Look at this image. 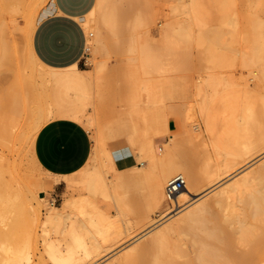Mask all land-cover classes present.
I'll return each instance as SVG.
<instances>
[{
	"label": "bare ground",
	"instance_id": "6f19581e",
	"mask_svg": "<svg viewBox=\"0 0 264 264\" xmlns=\"http://www.w3.org/2000/svg\"><path fill=\"white\" fill-rule=\"evenodd\" d=\"M98 1L101 2V0ZM188 1L190 2L189 5L187 4L188 6H186L188 7V10H184V12H188L189 14H186L190 18L187 25L185 23L184 26H188L190 24L189 26L191 31L193 28L198 26L199 28H197L199 29V32H197L196 29L194 33L199 34L195 37L193 31L192 33L191 31L189 32V30L186 31L189 27H187V29L186 27H183V22L185 20H182V23L179 22L180 24H176L178 25V28L175 27L176 25L174 28L173 25L168 22V25L170 24L173 27V30H167L168 25L165 30L162 29L165 32V39L167 40L165 41V48L167 44L169 42L171 43L173 40L175 42L173 41L171 45L179 42L178 39L180 38L176 39L174 36L175 33H179V35L184 33L185 35L182 34L183 37L187 38L186 36H188V39L195 37L199 41L198 45L203 44L205 46L206 53L213 56L211 57L213 60L210 58V61L215 62V60L218 59L219 56L217 57L218 53L216 52L219 50L222 51V53L224 52V57H226L225 60L230 56L234 58L236 64L240 65L242 68L249 67L253 64L260 65L261 62L264 63V0H240L239 3L236 2L237 0ZM41 2H43V0H0V51L4 53L1 54L0 52L2 55L1 59L4 60L6 58V60H15L12 59V56L16 55L17 45L13 43V41H10V38L8 39L7 35L10 21L13 20L16 14H23L27 18V20L25 19L27 21L25 24H28L27 34H30L27 36H31L32 38L36 28L34 16L36 14L37 7L42 5ZM147 2L148 0H128L129 5L126 4V7H122L121 11H119L120 14H117L116 12L119 10L117 8L118 6L116 7L117 10H112L113 12L110 13L108 11L109 14H105V12H103V20H101L103 23L101 24V27L99 24L98 28H100H97V32L103 37V40H105L108 29V27H106L108 20L111 21L112 18L114 19L116 14L118 15L117 18H121L122 21H124V16H128L129 14L132 16L134 14L133 16L136 20L134 21V24H131L133 25L131 28L134 27L133 30H135L136 25H141L140 23L144 21L145 17L142 15V13H144L143 6L146 7ZM54 3L52 1L45 9H43L40 14L39 21L54 10ZM111 9L112 8L107 10ZM130 15L129 17H131ZM212 16H214V20L209 22L208 18H211ZM78 18L81 20L85 19L83 15ZM190 19L193 24L197 26L193 27L194 25L191 24ZM13 21H15V19ZM129 26L130 25H128V27ZM179 30L184 31L179 32ZM167 31L174 33V35L172 34L167 37ZM122 34L124 33L122 32ZM179 35L176 36L179 37ZM100 36H98V38ZM168 39L172 41L169 40L168 42ZM169 44L168 46H170ZM151 45H149V47ZM142 46L143 44L141 47ZM32 48V45H30L27 55L30 56V59H34L36 63L39 62V65L41 61L38 59ZM144 49L147 51L149 50V53L150 51L153 52V54H149L145 51L144 55H146V57L147 55H150L147 60L148 67H155V62H157L156 55H158V52L155 51L156 48L153 50L146 46ZM146 57L142 60L146 61ZM224 57L222 58L223 60ZM8 63L10 62L8 61ZM158 63L159 62H157L156 68ZM40 65H43V67L45 66L42 63ZM45 67L50 71L45 74L43 73L45 76L41 73L39 78L41 79V77H43L42 80L44 82L46 81L56 86L55 91L51 95V100L48 99L47 102H40V99L29 91L30 88L28 86L29 90L27 89L25 86L27 83H23V81L26 82V80L23 79H25L26 76L27 78L29 76L25 74H22L19 76L20 79H17L18 81L21 80L19 81L20 83L16 84L17 81L15 80L16 82H13V86H9L0 92V147H2V149H9L8 152L10 151L16 155L14 157L11 153L13 155L11 157H14L11 160H9V157L6 158L7 155H0V162H5V164L3 162L1 164L4 165V168L6 166L7 169H5V173H8L7 179L8 182L10 181V183H7L4 179L5 181L2 180V183L0 180V217L3 216L2 213L4 212L3 208L5 206L4 202L6 201L8 203L9 200L11 202V199L8 200L7 198L12 196H14V199L18 196L16 199L19 198L22 201V205L31 212V215H34V219L36 216L37 220L40 214L38 207H33V204H30L32 200L31 195L29 203V199H24L25 193L26 191L28 192V190L32 191L30 192L31 194L34 193L35 195H39V193L35 191L33 186H29L31 185L29 184L30 180L25 179L27 168H25L26 165H24L23 162L27 158L25 160L22 158L16 159V157L20 156V152L23 153V151H20L22 148L19 147V144H23V141L26 138L28 142V138H30V136L33 137L31 138L33 140L31 145L34 144L39 130L46 123L57 118L72 119L83 125L93 124L92 121L94 118L88 112V106L92 103L91 90H93L92 88L95 86L94 83L97 82H95V77L98 79V75L94 76L90 73V70L82 69L76 64L63 68H57L49 65ZM150 69L154 70L153 67ZM20 70H22L21 67L18 68V71ZM251 72H256V70L251 69L249 73ZM206 79V83H209H207V85L209 87L212 85L216 89L214 92L211 91L213 95L211 94L210 97L213 99V96H215V100L218 96L220 97L219 99L217 98V102L212 99L209 100L208 98L210 97H208L207 101L205 100L200 106V112L204 113L206 118V136L203 135V137H201L198 133L190 136L191 140L194 139V142L196 141L195 138L198 140V136L200 139L202 138L200 143L204 144L203 147H205L203 148L204 158L202 160L205 161L201 160L200 162L205 163L200 167L198 166V171L189 167L188 168L191 170L185 168V170H187L186 172H184L185 170L181 171V173L183 172L182 178L184 180H186L184 175L185 173H187V179L189 178L187 188H190L191 191L197 187H199L197 190L202 189L199 192L195 190V192L191 193V195L194 196L190 197L189 194L188 196L190 199L187 198L185 203L181 204L178 202L181 205L173 210L174 214L170 216L171 213H169L168 215L171 218L175 217L172 221L165 224L163 223L165 216L163 217L164 220L160 222L161 219L154 220L152 218V214L150 213L148 214L147 220V216L145 217V220L148 221L146 227L132 236L130 233L129 235H126V233V236H124L119 232V234H117L120 239L117 240V236L114 234V231L111 233V226L115 220L107 216L105 217V214L96 197L101 196L105 199H110L114 196L115 201L117 202L116 199H118L119 202V195L122 196V194H119V186L116 182H109V180L106 181L105 177L102 176L103 171H101V168V172H99V170L92 169L90 168L91 166L89 167L91 164H89L91 160L90 157L86 164L77 171L81 173L80 179L66 181V196L60 205H55L53 201H48L46 196L40 195L41 199L43 201L45 200L47 205L46 217L43 222V229L45 230L43 231L46 233V235H44V238L46 237L44 241L47 242L46 240L50 239L48 242H51L48 245L46 244L48 247L46 246L45 249L49 248V252L52 251L48 253V255L51 256L50 258L55 264H96L99 261H104L117 251L120 253L119 250L124 248L122 247L120 249L124 242L120 244H118V242L123 240V238L126 239V242L128 240L130 242V239L133 238H141V236H146L147 233L152 232L153 228L161 224H165V227H162V229L156 232L144 244L133 248L132 246L125 247L128 249L124 250L126 251L123 255L124 258L120 256L123 259L120 257L117 259H121L123 263H120V260H113V263L111 261L109 264H114V262L117 264H136L138 262L139 264H264V161L258 167L244 172L245 169L247 170L250 167L249 163L257 160L259 161V159L264 156V96L261 105L254 99H246L243 93V88L244 85L247 84L243 81V79L241 84L239 80L234 77V75H231L229 81L225 80L227 83H224L219 79H217V81L215 76L213 78L212 76L211 78L206 77ZM42 80L41 82H43ZM262 80L264 82V68H262ZM44 82L43 84H45ZM220 83L223 85L222 89H220L221 92L220 90L217 91ZM96 84L99 86V83ZM198 85L199 86H197V88L201 86V83ZM241 85L243 88H240ZM235 86L239 88L236 89ZM50 90L52 91V89ZM92 93L94 94L96 91H92ZM47 98H50V96ZM221 99L223 100L221 101ZM199 105L200 104H198V106ZM170 138L172 139V136ZM171 139L163 142V148L161 147L157 149L158 144L152 137L150 139L152 141H147L148 144L142 149L143 151L141 150V153L137 155L139 156L138 158L147 157L148 164L146 167L143 168L142 166L136 165V167L140 169L142 168L143 171L145 170V179L149 181L153 179L155 180L160 174L161 169L162 171H165L163 170L164 167L168 168L169 171L166 169L165 173H169V175L170 171H173V167L172 165L170 166V164L172 163V158H175L178 154V152L175 151L180 144L179 140H176L175 137H173V141ZM200 139L198 141H200ZM103 150L105 152L104 155L111 160V150L106 148V146L103 147ZM175 153V156L172 155ZM32 156L30 154V157L32 158L29 159L30 162L32 160L35 164L40 165L35 154ZM170 158L171 161L169 160ZM165 163L169 164V167ZM158 164L166 166L160 167ZM155 165L156 167L157 165L160 167V172H158L159 170L157 169L159 174L155 172L157 176H155L156 174L153 172V169H155L153 166ZM192 166L193 165H191V167ZM246 166L249 167L247 168ZM3 167L0 168V172ZM45 171L51 176L64 177L61 175H55L48 170ZM242 172L243 174L239 176ZM165 173L161 172V177L165 176L163 175ZM139 174L142 173L139 172ZM169 175L166 174L168 179ZM181 175L179 174V176ZM153 176L156 178H153ZM164 178L165 177H163V179ZM167 178H165V180H167L169 184L171 179L169 181ZM58 181L59 180H52V187L57 185ZM7 184H11V190L7 188ZM21 184L26 186L27 190L25 187H22L23 189H21ZM42 186L46 191L44 183ZM183 190L185 192L186 187H183L182 191ZM211 190H213V195L211 194L212 196L208 200H199L201 202L198 203L197 201L194 207L190 209L186 208L187 206H190L191 201L197 200L195 199L196 196L204 192L209 193ZM184 192L181 193L180 191L174 197H180ZM33 198H35V196H33ZM182 198L180 197V199ZM153 199V203H157L158 197L156 196ZM16 202H18V200H16ZM149 202L152 203V201ZM14 205L15 204H13V207ZM185 208L188 210L183 212ZM151 210L153 209L151 208ZM180 211L183 212V214ZM179 212L181 215H179ZM91 225L95 227V232H93L94 229L91 228L93 227ZM4 227L6 228L7 226ZM6 230H9V232ZM11 230L8 229V227L7 229L2 228V224H0V249L13 244L15 247L14 260L16 261V264H48L43 254L37 256V254L34 253L32 245L26 243H23L25 246L20 244L17 245L15 243L17 240L14 239L15 237H13L12 240L14 243H11L10 241L8 242V240H11L9 238L13 234ZM52 233L54 235L56 234V238L53 236L55 239H52L50 236ZM14 234L13 236H15ZM112 234L115 236H112ZM98 235L103 241L98 240ZM122 235L124 236L123 238ZM127 237H129L128 240ZM52 240H54L53 242L57 240L58 243L55 242L53 244ZM63 240H65L64 243L66 242V250L62 249L64 246L60 245ZM185 240H189V242H191L190 250H187L184 246H182L185 244V242H183ZM35 242L37 243V241ZM187 247L189 248V246ZM147 257L150 259H147Z\"/></svg>",
	"mask_w": 264,
	"mask_h": 264
},
{
	"label": "rangeland",
	"instance_id": "374dc122",
	"mask_svg": "<svg viewBox=\"0 0 264 264\" xmlns=\"http://www.w3.org/2000/svg\"><path fill=\"white\" fill-rule=\"evenodd\" d=\"M52 1L53 0H45V1L43 0V2H41L42 5L37 7V11L34 16L35 17L34 23L36 25V28L39 22L41 12ZM236 2L239 3L240 0H237ZM95 3L96 4H94L91 10H89V12L83 15L85 17L84 20H81L78 18L84 27V30L87 35V41H88V46H87V49L85 50L84 58L78 64V66L82 69L90 70V73L93 74L94 76L98 75V79L97 77H95V82L97 81L96 83H99V86H100L99 87L96 83H94L96 87L93 85L95 88L93 87L92 88L93 90H91V102L92 103L88 106V112L94 118L92 121L93 124L91 125L84 124L83 126L87 128V130L89 131L91 135V139H92V151L90 154L91 160L89 162V164L90 163L91 164L89 165V167L91 166L90 168L99 170V172L103 171L102 173L104 175L102 174V176L105 177L106 181L109 180V182L110 181L116 182L119 186V191H120L119 194H122V196L119 195V198H120L119 202H118V199H116L117 202L115 201L114 196L113 198L110 196L111 200L109 198L105 199L101 196L96 197L101 209L103 210L105 214V217L107 216L115 220V222H113V225L111 226V230H112L111 233L114 231V234L117 236V240H118L120 239V237L118 238L119 232L122 233L124 236L129 235V233L132 236L136 234L137 232H139L140 230H142L144 227H146L147 222H148L146 220L148 219V214L150 213L152 214V218L154 220L161 219L160 220L161 222L162 220L165 219L163 222L165 224L172 221V219L175 218V217H172V218L170 217L172 214H174L173 210L177 208L178 206H180L182 203H185L186 202L185 200H187V198L190 199L191 196H194V195H191V193L195 192V190L199 188L197 187L193 189V191H191L190 188H187V185H188L187 182H189L188 180L189 178L187 179V176H186L187 173H185L184 175L186 177L185 178L186 180H184L185 181L184 187H186V191L184 192V190L182 191L181 189L180 190L181 193L184 192L185 194L183 193L184 195L183 194L181 195L180 193L181 196L179 195L181 198L182 197L183 198L182 199H180V197L169 198L168 193H167L168 182L167 180H165V178H167L166 174L169 175V173H165L166 169L167 171L169 170L168 168L164 167L166 165L167 166L169 165L167 163H165L166 165L164 166L158 164L160 167L161 166L164 167L163 170L165 171H162L161 169V172L165 173L163 174L165 176L161 177L162 174L160 172V167L157 165L158 167L157 168L155 165L153 167L156 170L153 168L152 169L154 170L153 171L154 174H156L155 172L159 170L158 172H160V174L157 172V174H159L158 177L157 178L155 177L157 176L156 174L155 176H153V178L154 177L156 178L155 180L153 179L149 181L145 179L146 178V175H145L146 173L144 174L145 170L143 171L142 168L140 169L136 167V165L142 166L143 168L146 167L148 164L147 157L138 158L139 156L137 155L141 153V150L148 144L149 141H152L150 139L153 137V140H156L158 144L157 149L161 147L163 148L164 147L163 142L168 140L171 136H172V139L171 138L170 139L172 141H173V137H175L176 140H179L180 145L177 148L178 151L177 150L175 151V152H178V154L177 155L176 153L172 154L174 156L176 155L175 158L174 157L172 158L173 159L172 161H171V158L169 159L172 162L170 166L172 165L173 167V168L171 167L173 171L170 169L172 172L170 171V175L168 176L169 179L167 178L169 181L170 179L172 181L174 178L183 177V172L181 173V171H184L185 168L186 169L192 168L193 170L195 169V171L196 170L198 171L199 167L205 163V162H200L204 158L203 148L205 147H203L204 144L200 143L202 138L200 139L199 136L200 135L201 137H203V135L206 136V133H207L205 114L200 112V106L204 103L205 100L207 101V98L210 97L211 94L213 95L212 92L216 91V89L212 85H210V87L207 85L208 82L206 83V80H207L206 77L211 78L212 76L213 78L215 76L216 80L219 79L220 81L227 83L226 81L230 80L229 78L231 77V75H234V77L237 80H239L241 84H242V79H243V81L247 85H244V88L241 85L240 88L244 89L243 93H244L245 98L254 99L258 104L261 105L263 102V96H264V82L262 80V68H264V63L261 62L260 65L253 64V65H250L249 67L242 68L240 65H237L235 59L230 56L228 57L229 59L227 58L225 60L226 57H224L225 56L224 52L222 53V51H219V50L216 52L218 53L217 57L219 56L218 59L214 57L217 60L214 59L215 62L210 61L211 59L213 60V58H211L213 56H210V54L206 53L205 46L203 44L198 45L199 41L195 37L199 33L196 34L194 33V31L197 29L196 31L199 32V29H198L199 27L193 24L191 19H190L191 24L194 25L192 26L198 27V28L195 27L192 30L193 33L195 34V37H193L192 39L190 38L188 39V36H186L187 38L183 37V35H185L184 33H182L183 35L180 34L181 35L180 36L179 33L178 34L175 33L174 35V33L167 31L168 32L167 37L173 34L176 37V39L178 38L180 39H178L179 40L178 43L177 42L173 43L174 45H171V43L174 40L172 41L168 39V42L169 40L172 42L171 43L169 42L170 44L169 43L168 44L170 46H168L167 44L168 47L166 46L165 48V41L167 40L165 39L166 35L164 34L165 33L164 30L166 29L168 22L174 27L176 24H180L179 22L182 23L185 20L183 22L184 23L183 27H186V29L187 27H189L186 31L188 30L189 32L191 31L189 23H188L189 24L188 26H184L185 23L187 25V22L190 18L186 14L188 12H184V10L186 11L188 10V7H186L190 3L188 0H148L146 7L143 6L144 13H142V15L143 17H145L144 21L140 23L141 25L137 24L135 30H133L134 27L131 28L133 26L131 24H134V21L136 20L134 19V16H133L134 14L132 15L133 17L129 14L132 18L129 17V15L124 16L123 17L124 21H122L121 18L120 19L117 18L118 17L117 14H120L119 11H121L122 7H126V4H128V0H101V2L96 0ZM106 5H107V8H106ZM116 7L119 10H117ZM110 8L112 9L107 10ZM112 10H117L116 11L117 14L115 15L114 19L112 18L111 21L108 20V23L106 21L107 26L106 25L105 26L108 27L107 34L108 33L109 34L108 35L106 34L105 36L106 39L104 38L105 40H103V37L100 36V34L97 32L98 31L97 28L99 24L101 27V24L103 23L101 21L103 20V16H102L103 12H105V14L107 13L109 14V12L110 13L113 12ZM14 19L15 21H13ZM25 19L27 20V18L23 14H16L13 20L10 21L9 31L7 35H8V39L10 38L9 40L13 41V43L17 45V51H16V55H13L14 57L12 56V59H15V60H8V59L6 60V58L4 60L1 59L2 58L1 54L3 52L0 51L1 52L0 54V88H1L0 92H2L5 88L9 86H13V82L15 80L17 81V82L15 81L16 84L20 83L19 81L21 80L18 81L17 79H20L19 76H21L22 74H25L29 76L28 78L26 76L28 80L26 78L23 79V80H26V82L23 81V83L28 84L30 82L28 85L27 84L25 85L26 87L28 86L30 88V90L28 87L27 89L32 94L37 96V98L40 99L39 100L40 102H44V101L47 102L48 99L51 100V95L55 91L56 86L46 81L44 82L42 80L43 77H41V79L39 78V75L41 73L43 75V73L45 74L50 71L48 70V68L45 67V66H48V64L44 63L42 60L38 58L41 61V63L44 64L45 66L43 67V65H40L41 63L38 65L39 62L36 63L34 59L33 60L32 58L30 59V56L27 55V52L29 51L28 48L30 47V45H32L33 47V36L32 38L31 36H27L30 34H27L28 24H25L27 22ZM213 20H214V16H212L211 18H208L209 22H212ZM170 24L168 25L169 27L167 26V30H173V27ZM128 25L130 26L128 27ZM175 27L178 28V25H176ZM180 31H184V30H179V32ZM122 32L124 34H122ZM176 35H179V37H177ZM98 36L100 37L98 38ZM101 39L103 42L101 41ZM163 43H164V47H163ZM142 44L143 46L141 47ZM148 44L151 45L150 46L151 48L149 47ZM146 46H148L149 49H153V50L154 48H156L155 51L158 52V55H156L157 56L156 60L157 62H159L158 66L156 68L157 62H155V67L152 66L155 71L150 69L152 67L149 68L147 65V60L150 57V55H147V57L146 55H144L145 51H147L146 49H144ZM147 53H149V50L147 51ZM151 53L153 54L152 51H150L149 54ZM144 57H146V61L142 60ZM223 57H224V60L222 59ZM4 61H7V62H4ZM8 61L10 63H8ZM19 67H21L23 71L22 70L18 71ZM251 69L256 70V72L249 73ZM223 74H226V75H223ZM41 80L45 84H43ZM200 83H201V86L197 88V86H199L198 84ZM220 85H218L217 91L222 89L223 87L222 83H220ZM238 88L236 87V89ZM50 89H52V91ZM92 91L93 92L96 91V93L93 94ZM92 94H93V98H92ZM49 96L50 98H47ZM214 97L215 96H213V99L212 97L208 99L209 100L212 99L214 101L215 100ZM219 97L220 96H218L217 98L219 99ZM222 100L223 99H221V101ZM198 104L200 105L198 106ZM197 133L199 134L197 138L198 140L200 139V141H198L195 138L196 141L194 142V139H192L193 140L192 141L190 136L197 134ZM31 138L33 137L30 136V138H28V142L26 138L24 139L23 144L22 143L19 144L20 145L19 147L22 148L20 149V151H23L24 154L20 152L21 153L20 156L16 157V159L22 158L25 160L27 158L25 161L23 160L24 165H26V167L25 166L24 167L27 168L25 179L30 180L29 184L31 185L29 186L30 187L33 186V188L35 189L36 192L39 193V195L38 194L35 195L34 193L31 194L30 192L32 191L28 190L29 193L26 191L27 194L25 193V196L24 194L23 196H24V199L26 200L32 196L31 197L32 200L30 204L31 205L33 204L32 205L33 207L34 206L36 208L38 207V209L40 210V214L37 220H36V216L34 219L33 217L34 215H31V212L22 205L23 204L22 201L19 198L16 199L18 196L17 197L15 196L16 197L15 199L13 198L14 196H12V197L7 198L8 200L11 199V202L10 200L8 201V203L10 202L9 204L11 205H9L6 201L4 202L5 204L3 208L4 212L2 213L3 216L0 217V219H2L0 220L1 222L0 224H2V228L7 229L8 227V229L10 230L12 229L11 231L13 232V234L15 233L14 234L15 236H13V234L12 236L10 235L11 237L9 239L11 240H8V242L10 241L11 243H14L12 242V240H13V237H15L14 239L17 240V242L15 241L17 245L19 244L24 245L25 243L30 244L33 246L34 253L37 254V256L43 254L48 264H55L54 261L50 258L51 256L48 255V253L52 251L49 252V248L45 249V247L51 242H48V240H50L48 239L49 238L48 236H47L48 240H46L48 243L44 241L46 238V237L44 238V235H46V233H44L45 230L43 229L44 228L43 222L45 221V217H46V212H47L46 206L47 205H46V201L45 200L43 201L41 199V196H46V199H48V201H53L55 205H60L66 196V181L67 180H79L81 173L76 172V173H73V174H70L64 177H55V176H51L48 173H46L45 171L46 169L43 168V166L39 163V161L38 163L40 165L35 164L34 162H32V160L30 162L29 159H32L30 157V154L31 156L35 154L34 153L35 152V142L34 144L31 145V143L33 142ZM35 141H36V138H35ZM105 146L106 148H109L112 152L111 160H109L107 156L104 155L105 152L103 150V147ZM8 150L9 149H6V148L2 149V147H0V151H1L0 155L1 154L5 156L7 155L6 158L9 157V160H11L16 155L10 151L8 152ZM11 153L14 155V157H11L13 156ZM198 161H199V165H198ZM202 161H205V160H202ZM263 161H264V156H262L259 159V161L257 160V161H253L254 163L253 162L249 163L250 165L249 164L248 165L250 167L246 166L247 168L248 167L249 168L247 170L245 169L244 172L258 167L261 163H263ZM2 162H0L1 167L4 166L3 164H1ZM3 163L5 164V162ZM190 164L193 166L191 167ZM2 169L0 172V178H2L0 179L1 182L2 180L3 181L6 180L5 182L10 183V181L8 182V179H7L8 173H5V169H7L6 166L3 170ZM186 171L187 170H185L184 172ZM139 172H141L142 174H139ZM29 173L32 175H30ZM179 174L180 175L182 174V175L179 176ZM242 174L243 172L239 174V176ZM163 177L165 178L163 179ZM48 178L52 180H59V181H58V185L55 187H51V188L45 187L46 189L45 191L42 185L43 183L46 182ZM10 186L11 184L10 185L7 184V188L9 190H11V187H12ZM22 187L23 188L25 187L26 189V186H23V184H21L20 188L23 189ZM201 189L197 191L199 192ZM212 192L213 190L209 191V193L204 192L196 196L195 199L197 200L191 201L190 206H187L186 208L190 209L194 207L197 201L198 203L201 202L199 200H202V201L208 200L213 195ZM33 196H35V198H33ZM156 196L158 197V201L157 203H153L154 202L153 198H155ZM200 197L203 199H201ZM16 200H18V202H16ZM149 201H152V203H150ZM29 202H30V199L28 203ZM178 202L181 204H179ZM192 202L193 203L195 202V203L193 204ZM13 204H15L14 207H13ZM150 204H153V205H150ZM151 208L153 210H151ZM186 208L185 210H183V212L188 210ZM183 212L181 213L183 214ZM169 213H171L170 216H168ZM181 213L179 215H181ZM164 216L165 218L163 219ZM145 217H146V220H145ZM165 224H161L153 228L152 232H149L150 234L147 233L146 236L144 235V236H141V238L139 237V238L130 239V242L128 240L130 236L127 237L128 244L126 242V239L123 238L124 236L122 235L123 240H120L118 244L122 242H124V244L123 246L120 247V249L122 247L125 248L128 246L130 247L132 246L133 248V247L144 244L156 232L162 229V227H165L164 226ZM4 226H7V227L5 228ZM91 228L94 229L95 227L93 226ZM7 232H9V230ZM93 232H95V229L93 230ZM52 234L50 236L53 239L56 236V234L55 235L54 234L52 235ZM114 234H112V236H115ZM98 240L103 241L100 238V236ZM35 241H37V243ZM53 241L54 240H52V242ZM64 241L65 240L61 241L60 245L64 246V248L62 246L61 247L62 249L66 250L65 249L66 242L64 243ZM55 242L58 243L57 240ZM55 242H53V244ZM183 242H185V244L182 243L183 244L182 246H184L185 249L190 250L191 242H189V240L187 241L185 240ZM187 246H189V248ZM124 248L119 250L120 253H118L117 251L116 252L117 254L114 253L109 258L105 259L104 261H99L100 263L97 262L96 264H109L111 263V261L113 263V260L114 261L117 260L120 256L123 257L124 253L126 252L124 250L128 249V248H125V249ZM14 250H15V247L13 244H11V246L0 249V264H16V261L14 260L15 258ZM122 257L120 258L123 259L124 257L123 258ZM121 259H119L120 263H123ZM147 259H150V258L147 257ZM115 263L116 262H114V264ZM136 264H139V262Z\"/></svg>",
	"mask_w": 264,
	"mask_h": 264
},
{
	"label": "crops",
	"instance_id": "0c3cea01",
	"mask_svg": "<svg viewBox=\"0 0 264 264\" xmlns=\"http://www.w3.org/2000/svg\"><path fill=\"white\" fill-rule=\"evenodd\" d=\"M95 2L53 0L54 10L38 22L33 35V49L40 60L57 68L78 65L83 60L88 41L78 17L89 12ZM91 151L89 131L72 119L51 120L36 136L37 160L55 175L67 176L77 172L86 164ZM44 187L51 188L52 179L48 178Z\"/></svg>",
	"mask_w": 264,
	"mask_h": 264
},
{
	"label": "built area",
	"instance_id": "2783aa9c",
	"mask_svg": "<svg viewBox=\"0 0 264 264\" xmlns=\"http://www.w3.org/2000/svg\"><path fill=\"white\" fill-rule=\"evenodd\" d=\"M185 181L181 178H175L167 185V193L169 198L176 196V194L184 187Z\"/></svg>",
	"mask_w": 264,
	"mask_h": 264
}]
</instances>
